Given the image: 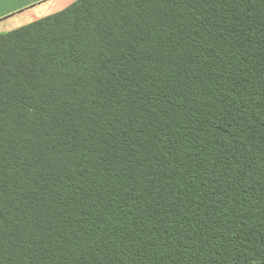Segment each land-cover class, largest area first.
Returning a JSON list of instances; mask_svg holds the SVG:
<instances>
[{"label":"trees","instance_id":"16d2710c","mask_svg":"<svg viewBox=\"0 0 264 264\" xmlns=\"http://www.w3.org/2000/svg\"><path fill=\"white\" fill-rule=\"evenodd\" d=\"M0 264H264V0L0 34Z\"/></svg>","mask_w":264,"mask_h":264},{"label":"crops","instance_id":"0c3cea01","mask_svg":"<svg viewBox=\"0 0 264 264\" xmlns=\"http://www.w3.org/2000/svg\"><path fill=\"white\" fill-rule=\"evenodd\" d=\"M77 0H0V34L58 13Z\"/></svg>","mask_w":264,"mask_h":264}]
</instances>
